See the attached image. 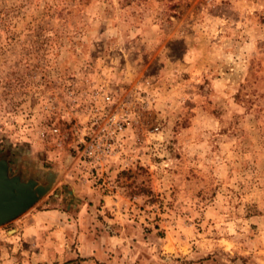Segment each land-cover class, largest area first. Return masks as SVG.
Listing matches in <instances>:
<instances>
[{
    "label": "rangeland",
    "instance_id": "1",
    "mask_svg": "<svg viewBox=\"0 0 264 264\" xmlns=\"http://www.w3.org/2000/svg\"><path fill=\"white\" fill-rule=\"evenodd\" d=\"M0 156V264H264V0H0Z\"/></svg>",
    "mask_w": 264,
    "mask_h": 264
},
{
    "label": "water",
    "instance_id": "2",
    "mask_svg": "<svg viewBox=\"0 0 264 264\" xmlns=\"http://www.w3.org/2000/svg\"><path fill=\"white\" fill-rule=\"evenodd\" d=\"M5 156H0V226L7 224L28 210L45 196L56 181L59 172L45 170L40 181L21 173L10 174Z\"/></svg>",
    "mask_w": 264,
    "mask_h": 264
},
{
    "label": "built area",
    "instance_id": "3",
    "mask_svg": "<svg viewBox=\"0 0 264 264\" xmlns=\"http://www.w3.org/2000/svg\"><path fill=\"white\" fill-rule=\"evenodd\" d=\"M111 97L105 95L102 97L104 104L109 103ZM93 125L96 126V121ZM124 131V119L112 112L104 115L103 121L96 130L88 134L84 140H81L83 145L82 156L90 164H98L103 159L109 157L113 151L112 145L115 139Z\"/></svg>",
    "mask_w": 264,
    "mask_h": 264
},
{
    "label": "crops",
    "instance_id": "4",
    "mask_svg": "<svg viewBox=\"0 0 264 264\" xmlns=\"http://www.w3.org/2000/svg\"><path fill=\"white\" fill-rule=\"evenodd\" d=\"M87 210H89V208H86V207H85V208H84V212L86 213V212H87Z\"/></svg>",
    "mask_w": 264,
    "mask_h": 264
}]
</instances>
